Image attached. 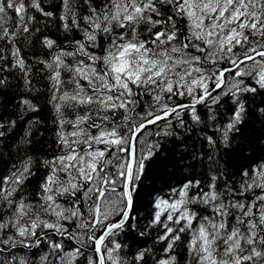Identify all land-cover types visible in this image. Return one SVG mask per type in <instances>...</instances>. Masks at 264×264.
Returning a JSON list of instances; mask_svg holds the SVG:
<instances>
[{"label": "snow or ice", "instance_id": "snow-or-ice-1", "mask_svg": "<svg viewBox=\"0 0 264 264\" xmlns=\"http://www.w3.org/2000/svg\"><path fill=\"white\" fill-rule=\"evenodd\" d=\"M0 264H264V0H0Z\"/></svg>", "mask_w": 264, "mask_h": 264}]
</instances>
